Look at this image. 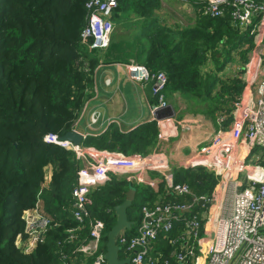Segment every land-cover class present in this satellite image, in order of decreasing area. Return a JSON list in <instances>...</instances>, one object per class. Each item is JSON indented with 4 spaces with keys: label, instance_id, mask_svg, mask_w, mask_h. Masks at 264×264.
Listing matches in <instances>:
<instances>
[{
    "label": "trees",
    "instance_id": "trees-1",
    "mask_svg": "<svg viewBox=\"0 0 264 264\" xmlns=\"http://www.w3.org/2000/svg\"><path fill=\"white\" fill-rule=\"evenodd\" d=\"M87 0H0V264H57L67 229L76 225L71 214L72 189L77 183L80 161L73 151L43 140L44 135H62L74 128L86 101L94 92V71L107 49H90L81 42L86 23ZM148 20L158 7L155 0H120L116 9ZM149 46L138 59L152 72H164L166 96L178 92L188 103L205 104L198 110L207 115L228 110L229 99L243 84L234 80L213 95L216 78L200 74L208 53L221 66L232 50L253 45L248 32L231 24L228 10L223 16L199 13L192 26H163L150 19ZM110 44V43H109ZM109 47V45H108ZM223 58V59H222ZM213 95V96H212ZM237 96V95H236ZM159 129L155 121L121 132L112 125L106 132L85 138L84 146L146 155L156 144ZM52 167L45 184L47 166ZM175 168V182H186L197 195L211 196L217 184L213 173L197 167ZM136 196L127 209L133 221L140 219V206L152 199V192L124 177L111 175L89 197L92 216L104 221L106 230L115 223L114 207L123 202L130 186ZM39 203L52 222L44 240L32 251L15 245L23 234V213ZM139 212V215L137 214ZM122 257V254L119 253Z\"/></svg>",
    "mask_w": 264,
    "mask_h": 264
},
{
    "label": "built area",
    "instance_id": "built-area-1",
    "mask_svg": "<svg viewBox=\"0 0 264 264\" xmlns=\"http://www.w3.org/2000/svg\"><path fill=\"white\" fill-rule=\"evenodd\" d=\"M120 0H87L86 23L81 42L90 49L103 50L110 43L112 15ZM199 12L220 17L226 10L231 24L252 36L257 55L243 65L238 78L244 83L241 95L234 101L230 124L214 132L209 141L180 166L201 167L214 174L216 189L211 196L195 194L186 182H175L172 168L162 154H123L76 145L49 133L43 140L74 152L79 159L77 183L72 189L71 214L76 222L68 228L58 245L70 244L71 249L59 250L57 264H106L107 233L104 221L92 216L88 207L90 195L111 175L147 187L152 199L140 206V219L135 229L120 230L116 237L120 258L126 264H264V0H202ZM126 76L140 85L152 83L158 97L156 112L166 107L164 72H152L143 63L131 60ZM108 85L110 80L105 79ZM99 112L90 115L97 121ZM169 119L168 122H170ZM158 137L175 135L178 124L189 130L192 123L176 122ZM167 126V125H166ZM175 131V132H174ZM84 137V136H83ZM247 148L258 149L247 154ZM247 158L251 162H247ZM158 172L164 178H154ZM163 182V190L159 189ZM202 200V203L199 202ZM24 235L15 245L30 252L44 240L52 218L37 203L26 210Z\"/></svg>",
    "mask_w": 264,
    "mask_h": 264
},
{
    "label": "crops",
    "instance_id": "crops-1",
    "mask_svg": "<svg viewBox=\"0 0 264 264\" xmlns=\"http://www.w3.org/2000/svg\"><path fill=\"white\" fill-rule=\"evenodd\" d=\"M158 7L148 20L141 18L138 14L131 12V8L114 10L112 15L113 31L110 37L109 47L106 49L109 54L108 59H100L94 71V92L86 101L79 117L76 119L74 129L83 134V141L88 136H96L106 132L112 125L118 127L121 132H128L138 125L149 121H155L159 132L160 121L167 122L166 129L173 127L176 122L188 121L191 124L189 130L181 129L177 125L175 135L167 136L165 139L157 137L156 144L148 154H162L165 162L172 167L180 166L189 159L203 145H205L211 135L220 128H227L230 124L231 113L225 109H217L213 114L189 113L188 107L184 106V99L178 92L172 95L165 94L166 107L159 108L157 112H152V108L158 105V97L152 91V83L143 86L131 81L126 76L127 64L131 60L142 63L138 56L144 58L149 46V36H147L148 23L150 19L171 29L192 26L199 15L203 3L201 0H155ZM242 44L232 50V55L228 61L219 65L216 61L206 59L200 65V74L203 76L213 75L216 78L212 94L215 95L221 84L222 88L232 85L231 81L239 77L235 74L238 68L243 67L245 56L240 51ZM214 60V59H213ZM110 83L107 85L105 79ZM243 86L244 83L242 82ZM243 91L241 89L240 96ZM212 95V96H213ZM229 99L228 94L222 95ZM99 112V117L95 123L90 122L92 112ZM156 114L161 117L158 118ZM169 119H171L170 122ZM116 152H120L115 150ZM121 153V152H120ZM124 154V153H123ZM140 155L138 153H131ZM127 154V155H131ZM144 156V155H142ZM52 167H46L44 181H50ZM154 178H164L158 172H150ZM136 184V183H133ZM146 189L143 185L136 184ZM164 183L161 182L159 189L163 190ZM135 197L136 196L135 193ZM134 197V199H135ZM142 198V197H139ZM139 215V212L137 213Z\"/></svg>",
    "mask_w": 264,
    "mask_h": 264
},
{
    "label": "water",
    "instance_id": "water-1",
    "mask_svg": "<svg viewBox=\"0 0 264 264\" xmlns=\"http://www.w3.org/2000/svg\"><path fill=\"white\" fill-rule=\"evenodd\" d=\"M202 1V0H201ZM158 113V111H156ZM158 118L161 116L156 114ZM167 123L161 124L162 132L165 131ZM61 140L71 141L76 145H80L83 141V134L76 129L72 128L66 131L64 134L60 135ZM136 190L131 185L128 190L125 192V198L122 203L117 204L114 207V212L116 215L115 223L109 228L106 233L105 241V259L106 264H126L129 262L128 258H120L118 255L119 246L116 244L115 237L117 233L122 229H130L132 227L133 221L128 218L127 209L131 206ZM202 203V200L199 204Z\"/></svg>",
    "mask_w": 264,
    "mask_h": 264
},
{
    "label": "rangeland",
    "instance_id": "rangeland-1",
    "mask_svg": "<svg viewBox=\"0 0 264 264\" xmlns=\"http://www.w3.org/2000/svg\"><path fill=\"white\" fill-rule=\"evenodd\" d=\"M243 47L244 48H242L241 50H239L240 51V55H242V53L244 54V60H245V62H242L243 63V65L244 64H246L247 62H249L250 60H252L256 55H257V53H256V51H255V45L253 44L252 46H248V45H243ZM208 55V59H210L211 61H214L213 60V58H212V56H210V54L208 53L207 54ZM231 55H232V53H231ZM223 59V58H222ZM243 72L241 71V69L240 68H238L237 69V71L235 72V74L236 75H240V74H242ZM235 78L231 81V83L234 81V80H239L240 81V83L242 84V81H241V79L240 78H238L237 76H234ZM221 87H222V85L220 84L219 85V89L217 90V92L215 93V94H221L222 93V91H220V89H221ZM228 97H229V102L226 104V106H229L230 107V111L228 112V110H225L227 113H232V107H233V103H234V101H236V99L239 97V96H236L233 92H231L230 94H228ZM184 106H186V107H188L187 109H188V111H189V113H200L198 110H201V109H205V104H200V105H198V104H194V103H188V102H186L185 100H184ZM258 151V149H252V150H250V149H248L247 148V154L248 155H250V154H254L255 152H257ZM247 162H251V160H249L248 158H247V160H246ZM178 168H183V167H181V166H179ZM197 170H199L198 168H196ZM118 177H124V175H122V174H118L117 175ZM106 234V232H104V235ZM105 243V241H102V244H104Z\"/></svg>",
    "mask_w": 264,
    "mask_h": 264
}]
</instances>
